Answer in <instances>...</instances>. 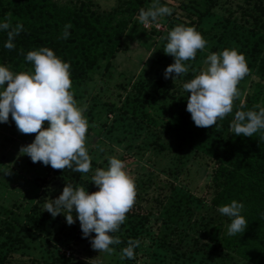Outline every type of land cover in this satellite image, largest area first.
<instances>
[{"label": "trees", "instance_id": "1", "mask_svg": "<svg viewBox=\"0 0 264 264\" xmlns=\"http://www.w3.org/2000/svg\"><path fill=\"white\" fill-rule=\"evenodd\" d=\"M202 1L205 7L195 0H181L180 12L173 8L171 15L162 16L166 26L163 31L154 27L157 20L150 22L151 27L147 30L162 33V41L166 43L167 32L173 26L184 24L199 31L204 16L218 11L221 16L216 21L221 30L217 37L221 42L220 49L235 48L243 54L248 68L256 67L264 73V0ZM149 3L150 0H120L111 8L96 9L91 0H76L74 5L55 0H0V20L7 17L12 27L17 22L23 25V30L13 38L12 49L3 47L6 31H0V64L13 72L28 71L31 63L24 59L25 54L41 46L48 47L62 61L69 63L70 91L75 100L79 99L84 83L95 72L109 67L122 46L126 30L136 21L139 10L151 6ZM66 23L71 24L69 35L62 39L61 32ZM227 38L233 39L237 46L231 45ZM197 59L196 53L192 60L185 61L188 71L176 78L147 75L137 79L118 110L160 129L157 140L160 149L170 147L163 134L177 143L190 140L194 145L200 144L211 157L208 186L212 208L217 210L218 206L233 199L242 202L241 214L246 220V228L241 234L225 235L230 220L220 213L200 217L199 221L191 220L198 201L193 193L159 172L141 168L132 175L128 171L135 184V201L126 212L124 222L112 233L120 243L110 246L121 250L129 239H135L140 243L134 248V254L146 247H153L155 252L167 250L173 264H264V140L259 139V132L253 136L234 135L229 127L234 112L241 105L240 110H257L254 105L264 107V79L258 80L243 98L236 96L232 101V112L218 119L216 125L197 127L186 111L187 96L182 87L200 71ZM209 130L217 137L216 142H204L207 141L204 134ZM109 151L103 144L95 156L90 157L87 173L72 172L69 168L56 169L39 202L33 203L22 219L12 209L2 208L0 264H21L15 255L18 249L27 245L24 233L46 231L56 223L67 224V234L81 233L74 213V222L69 225L63 213L52 217L43 210V204L56 198L65 184L84 187L88 192L96 191L97 186L90 178L96 168L107 166L110 156L121 159L125 167L128 166L131 159H127L126 154L105 156ZM93 235L90 233L84 238L87 240ZM30 260L34 264L70 262L63 255L55 256L51 261Z\"/></svg>", "mask_w": 264, "mask_h": 264}, {"label": "clouds", "instance_id": "2", "mask_svg": "<svg viewBox=\"0 0 264 264\" xmlns=\"http://www.w3.org/2000/svg\"><path fill=\"white\" fill-rule=\"evenodd\" d=\"M171 14L172 8L153 0L147 10H139L137 20L148 24L155 22L157 17ZM70 27V23L63 26L60 38L68 37ZM22 30L19 22L12 27L7 17L0 20V31H6L7 37L3 47L12 49L14 36ZM165 39L163 52L170 54L173 62L164 68V78L186 73L185 61L192 60L197 50H203L206 44L194 27L184 24L173 26ZM24 59L31 63V70L13 72L0 64V122H7L10 113L19 132L35 133L32 141L19 149V153L26 154L33 163L39 161L53 169L89 172L90 156L84 143L88 128L83 115L86 106L78 105L70 91L69 63L44 46L29 50ZM204 64L205 67L182 85L188 93L186 111L197 127L216 125L218 119L232 112V101L239 95L236 85L249 71L243 54L235 48L209 53ZM240 108L232 116L230 133L253 136L259 132V139L264 140V107ZM44 121H47L46 127H42ZM7 171L0 169L3 174ZM90 180L97 186L96 191L88 192L84 187L65 184L56 198L44 202L43 210L52 217L63 213L69 225L74 222V213L82 237L94 233L90 237L91 247L112 253L110 245L120 243L112 233L124 222L126 212L135 201L134 180L124 162L114 156L108 157L106 167L96 168ZM242 208V202L235 199L218 206L217 211L230 220L225 235L241 234L245 230L247 224L241 214ZM139 243L129 239L120 250V259H132Z\"/></svg>", "mask_w": 264, "mask_h": 264}, {"label": "rangeland", "instance_id": "3", "mask_svg": "<svg viewBox=\"0 0 264 264\" xmlns=\"http://www.w3.org/2000/svg\"><path fill=\"white\" fill-rule=\"evenodd\" d=\"M55 1L68 5L76 3V0ZM91 1L96 9H108L120 0ZM195 1L203 7L206 6L202 0ZM180 2L181 0H159L160 4L174 8L176 12L181 10ZM152 3L153 0H150L149 4ZM220 17L218 11L208 13L200 23L198 32L206 44L203 50L196 52L199 70L206 66L204 60L209 53L221 50V42L217 40L221 30L216 24ZM156 24L161 31L166 28L162 17L157 19ZM142 26L136 17V21L126 30L122 46L109 67L95 72L82 86L81 98L76 99L78 105L86 106L83 113L88 122L84 142L86 150L90 157H94L105 144L110 150L109 154H104L105 156L124 153L127 159H131L127 168L125 167L131 175L136 170L148 168L184 186L198 200L191 220L196 218L199 221L200 217L206 215L217 216L219 212L210 204L211 189L208 186L212 173V163L209 160L211 157L201 149L200 144L194 145L190 140L177 143L173 138L163 134V139L170 147L160 149L157 141L160 129L140 122L139 118L131 116L130 113L118 110L125 96L131 91L134 81L147 75L164 78V68L173 62V57L163 52L165 43L162 41V33L150 32ZM226 40L237 46L233 39ZM248 70L236 85L239 93L237 97L243 98L253 90L258 80L264 79V73L256 67ZM185 96H188L187 92ZM46 126L47 121H44L42 127ZM204 135L207 136V141L204 142L208 140L216 142L217 137H213L210 130ZM34 136L35 133L19 132L10 113L7 122H0V169L8 170L7 174L0 173L2 218L4 217L2 208H8L22 219L31 205L39 202L48 180L55 174L56 169L39 161L33 163L26 154L19 153L20 147L30 143ZM210 137H213V140ZM55 176L57 177V174ZM67 226L56 223L52 227H47L46 231L24 233L23 239L27 245L16 251V260H20L21 264H34L30 258L51 261L55 256L63 255L70 259L67 264H173L172 256L167 250L155 252L153 247L142 248L132 259L121 260L120 250L110 246L113 248L112 253L99 252L91 247L90 239L85 240L81 236L80 231L74 235L67 234ZM197 261L195 263H198Z\"/></svg>", "mask_w": 264, "mask_h": 264}, {"label": "built area", "instance_id": "4", "mask_svg": "<svg viewBox=\"0 0 264 264\" xmlns=\"http://www.w3.org/2000/svg\"><path fill=\"white\" fill-rule=\"evenodd\" d=\"M146 29H149L151 27V23L149 22L148 24H142ZM154 27L156 29H160L159 25H157L156 23L154 24Z\"/></svg>", "mask_w": 264, "mask_h": 264}]
</instances>
